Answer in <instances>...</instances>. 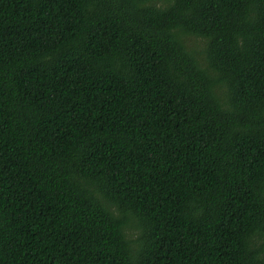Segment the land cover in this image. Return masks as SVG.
I'll use <instances>...</instances> for the list:
<instances>
[{"label": "trees", "instance_id": "trees-1", "mask_svg": "<svg viewBox=\"0 0 264 264\" xmlns=\"http://www.w3.org/2000/svg\"><path fill=\"white\" fill-rule=\"evenodd\" d=\"M0 264H264V0H0Z\"/></svg>", "mask_w": 264, "mask_h": 264}]
</instances>
